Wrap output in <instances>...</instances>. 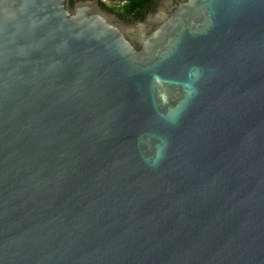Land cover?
<instances>
[{"label":"water","instance_id":"95a60500","mask_svg":"<svg viewBox=\"0 0 264 264\" xmlns=\"http://www.w3.org/2000/svg\"><path fill=\"white\" fill-rule=\"evenodd\" d=\"M0 264H264V0H0Z\"/></svg>","mask_w":264,"mask_h":264},{"label":"trees","instance_id":"16d2710c","mask_svg":"<svg viewBox=\"0 0 264 264\" xmlns=\"http://www.w3.org/2000/svg\"><path fill=\"white\" fill-rule=\"evenodd\" d=\"M72 3L73 0H70ZM154 0H124L119 6H112L122 16L138 17L145 13L149 6L153 4ZM105 7L104 2H100Z\"/></svg>","mask_w":264,"mask_h":264},{"label":"flooded vegetation","instance_id":"af4514ba","mask_svg":"<svg viewBox=\"0 0 264 264\" xmlns=\"http://www.w3.org/2000/svg\"><path fill=\"white\" fill-rule=\"evenodd\" d=\"M104 2V5H105V7L104 8H106V9H109V10H112V11H114V12H116L120 17H122L123 19H125V20H128V21H133V20H135L136 18H138V17H132V16H130V17H128V16H122V15H120L114 8H112V6L114 5V6H119V5H121L123 2H124V0H100V2ZM155 3V0H154V2H153V4ZM72 4V3H71ZM101 4V3H100ZM152 4V5H153ZM102 5V4H101ZM151 5V6H152ZM151 6H149L148 7V9H147V11L149 10V8L151 7ZM146 11V12H147ZM145 12V13H146ZM145 13H143V14H145ZM143 14H141V15H143ZM140 15V16H141Z\"/></svg>","mask_w":264,"mask_h":264}]
</instances>
